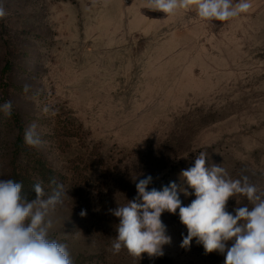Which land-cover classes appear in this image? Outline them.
I'll list each match as a JSON object with an SVG mask.
<instances>
[{
  "label": "rangeland",
  "instance_id": "rangeland-1",
  "mask_svg": "<svg viewBox=\"0 0 264 264\" xmlns=\"http://www.w3.org/2000/svg\"><path fill=\"white\" fill-rule=\"evenodd\" d=\"M251 2L247 14L207 22L147 0H0V104L13 105L11 116L0 111V180L23 160L52 170L67 194L46 217L49 237L74 264H224L195 238L181 247L178 210L161 216L172 238L163 256L114 255L119 219L109 210L147 175L149 190L187 187L180 174L201 152L264 191V0ZM31 126L42 143L24 142L29 158H15L19 127ZM236 200L247 203L230 198L233 215Z\"/></svg>",
  "mask_w": 264,
  "mask_h": 264
},
{
  "label": "clouds",
  "instance_id": "clouds-1",
  "mask_svg": "<svg viewBox=\"0 0 264 264\" xmlns=\"http://www.w3.org/2000/svg\"><path fill=\"white\" fill-rule=\"evenodd\" d=\"M146 6L169 17L194 10L203 21L226 22L249 13L253 4L251 0H147ZM5 16L0 6V19ZM12 108L11 101L0 104V111L7 116L12 115ZM24 142L30 147L42 143L35 126L25 130ZM207 159L201 152L193 167L182 170L180 175L187 187L170 182L161 190H149L151 175L134 181L136 197L109 210L119 219L111 244L114 255L123 249L139 260L145 253L149 258L163 256V246L172 238L161 216L178 210L180 222L187 229L181 247L188 248L195 238L205 254H224V264H264V191L248 176L233 179L220 165L207 164ZM50 186L51 194L46 195L41 182L34 184L35 198L29 200L22 194L21 183L0 180V264H74L67 246L49 237L52 221L46 217L67 194L54 178ZM181 192L185 196L194 194L195 198L183 205ZM237 196L245 197L247 203L239 206L241 202L236 200L233 215L226 209L229 199ZM80 215L86 216V211Z\"/></svg>",
  "mask_w": 264,
  "mask_h": 264
},
{
  "label": "trees",
  "instance_id": "trees-1",
  "mask_svg": "<svg viewBox=\"0 0 264 264\" xmlns=\"http://www.w3.org/2000/svg\"><path fill=\"white\" fill-rule=\"evenodd\" d=\"M19 130L20 134L17 138L15 158H19L21 155H23V157H28V151L22 148L24 143V134L22 133L24 130L22 127H19ZM35 159L37 160L34 161L33 164L29 161L23 160L18 166H14L13 169H17L12 171L10 178L11 180L22 184V194L26 195L29 200L35 198V192L33 190L34 184L41 182L45 192H51L53 186H50V181L54 178L57 183H59L58 178L52 174V170H47V167L44 165L45 163L38 158ZM48 175H52V178H49Z\"/></svg>",
  "mask_w": 264,
  "mask_h": 264
}]
</instances>
